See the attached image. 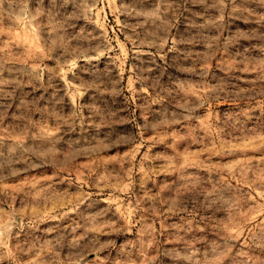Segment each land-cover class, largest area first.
Masks as SVG:
<instances>
[{
  "label": "rangeland",
  "instance_id": "obj_1",
  "mask_svg": "<svg viewBox=\"0 0 264 264\" xmlns=\"http://www.w3.org/2000/svg\"><path fill=\"white\" fill-rule=\"evenodd\" d=\"M0 264H264V0H0Z\"/></svg>",
  "mask_w": 264,
  "mask_h": 264
}]
</instances>
